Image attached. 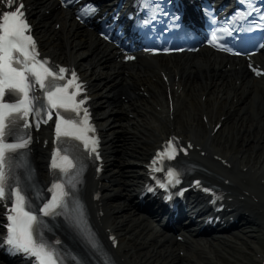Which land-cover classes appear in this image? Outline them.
Listing matches in <instances>:
<instances>
[{
	"label": "bare ground",
	"instance_id": "obj_1",
	"mask_svg": "<svg viewBox=\"0 0 264 264\" xmlns=\"http://www.w3.org/2000/svg\"><path fill=\"white\" fill-rule=\"evenodd\" d=\"M27 1L37 6L34 17L42 49L58 59L76 63L87 78L92 80L91 87L98 97L95 101L96 112L101 124L107 128V150L111 158L107 171L106 221L120 233L124 250L128 248L123 256L135 260L137 264H218L219 261H226L225 256L216 251V247L228 244L230 239L227 237L203 239L193 236L195 231H191L189 243L185 245L174 237L167 241L171 237L170 229L156 218L135 209L130 200L131 182L134 179L129 177L127 170H142L138 163L147 154L145 146L140 144L142 139H152V143L147 146L149 149L165 138L164 134L178 132L197 139L212 151L230 156L234 165L231 172L237 184L259 197V201L253 204L258 210L254 211L250 207V213L254 215H247L246 223L264 218V154L246 153L256 146L264 149V94L259 92L257 80L243 69V60L212 53L206 48L194 54L183 53L176 59L172 58L173 55L142 57L136 63L126 64L118 59L116 52L95 32L71 19L67 11L56 10L52 14L42 15L44 7L55 8V1ZM57 22L60 23L58 28ZM259 58L264 60V54H260ZM236 65H239V69L235 68ZM162 68H168L171 75L178 70L179 85H184L176 102L173 122H170L164 111L158 110V106H164L165 102V90L158 75V70ZM155 77L158 80H153ZM236 80H240V85H237ZM143 89L152 94L151 99L138 94L132 100L124 101L119 96L123 90L127 93ZM244 90L247 92L243 93ZM203 95H206L204 104ZM231 95L238 97L239 106L225 120L220 133L218 131L216 136L210 137L200 117L201 109L208 110L211 119H219L228 113L224 112L225 107L234 104ZM130 113L135 117H130ZM233 119L236 134L231 135L229 131L222 140L229 120ZM132 130L137 134H132ZM231 138H237V147L229 144ZM142 146L144 149H141ZM44 157L45 150L37 148L35 165L38 171ZM244 167H247V171L241 169ZM131 177L138 179L140 175L133 174ZM252 201L251 197H247L245 202ZM243 225L238 229L244 236L253 237L255 242L234 234L236 240L261 253L255 231ZM138 246L141 249L135 253ZM145 246L147 249L142 248ZM180 249L186 252L183 257L175 252ZM0 264H6L1 256Z\"/></svg>",
	"mask_w": 264,
	"mask_h": 264
},
{
	"label": "snow or ice",
	"instance_id": "obj_2",
	"mask_svg": "<svg viewBox=\"0 0 264 264\" xmlns=\"http://www.w3.org/2000/svg\"><path fill=\"white\" fill-rule=\"evenodd\" d=\"M5 3L9 9H13V4H16L13 10L0 12V201H11L5 242L14 250L34 257L35 264H65L66 260L81 264L71 251L62 252L43 237L42 229L47 227L43 217L64 215L85 246L100 257L101 264H113L88 227L83 205L74 196L82 166L77 168L69 155V148H58L52 159L53 170L58 169L66 179L53 183L49 189L52 192L51 199L35 211L20 186L19 178L15 176L14 167L27 165V154L20 150L26 149L31 142V137L23 131L32 126L30 116L36 118L35 125L39 127L41 122L47 123L55 114L58 141L64 137L79 141L85 150L92 153L96 152L97 141L88 135L94 132V128L89 124L87 109L83 108L86 99L76 100L83 91L76 73L72 71L69 76L68 69L49 66L47 60L39 59L35 41L30 35V26L24 19L23 4L19 0H5ZM91 12H95V9H84L82 14ZM216 40L217 35L213 33L212 41ZM261 74L264 73L257 71V75ZM59 81L65 83L60 84ZM37 85L43 90L41 97L33 95ZM6 94L15 99L5 101ZM60 109L75 113L76 118H66ZM9 137L12 138L11 142ZM174 141L175 138H172L167 142L163 151L157 153L153 164L162 157L175 158L177 149ZM89 142L92 145L90 149ZM180 151L186 154V149ZM11 153L18 154L15 165ZM167 174L176 183L179 182L177 172L170 169ZM10 181L14 182V188ZM56 243L59 244V241Z\"/></svg>",
	"mask_w": 264,
	"mask_h": 264
},
{
	"label": "rangeland",
	"instance_id": "obj_3",
	"mask_svg": "<svg viewBox=\"0 0 264 264\" xmlns=\"http://www.w3.org/2000/svg\"><path fill=\"white\" fill-rule=\"evenodd\" d=\"M234 125H235V120H231L230 123H229V126L227 127V129L224 132V137H223L222 140H224L225 135L229 131H230L229 134H231V135L236 134L237 128H233ZM220 131H219V133H220ZM164 136H166V134H164ZM229 144H231L233 147H235L236 145L237 146L239 145V142L237 141V138H235V140L233 138H231ZM153 147H151L149 149V151ZM246 153L247 154H253V155L260 154V153H263L264 154V149L263 148H258L256 146L254 149H248ZM41 166H42L41 167V172H43L44 165L41 164ZM130 174H133V173L130 172ZM130 178L133 180L132 177H130ZM248 228L251 229V230H255V233H256V235L258 237L257 245L260 246V248L264 249V234L261 233V230L258 227L254 226V225H250V226H248ZM235 232H237V233L240 234L239 237L241 239H244L245 238L247 240H252L253 242H255L254 239L248 238L247 236H244L245 234L244 233H241L240 230L237 229ZM243 245L246 248V252H242L239 249L236 250V248L230 247V246L229 247L226 246V249L223 246L216 247V251L219 252L220 254L224 255L225 258H226V261H224V262L220 261V264H255V260H253V256H252L254 254V252L252 251V248L249 245H246L244 243H243Z\"/></svg>",
	"mask_w": 264,
	"mask_h": 264
}]
</instances>
